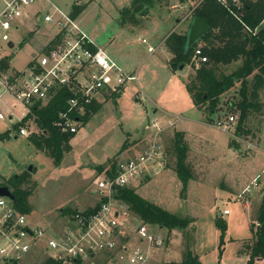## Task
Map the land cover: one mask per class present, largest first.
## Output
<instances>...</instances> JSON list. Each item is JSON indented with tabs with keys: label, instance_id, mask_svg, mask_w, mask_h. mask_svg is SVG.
I'll use <instances>...</instances> for the list:
<instances>
[{
	"label": "rangeland",
	"instance_id": "1",
	"mask_svg": "<svg viewBox=\"0 0 264 264\" xmlns=\"http://www.w3.org/2000/svg\"><path fill=\"white\" fill-rule=\"evenodd\" d=\"M74 1L82 6L75 17L78 25L102 51L120 59L114 60L108 55L118 66L135 73L137 82L126 83L123 91L80 123L70 142L71 150L59 166H54L37 150L29 137L13 129L24 108L13 97L5 95L2 109L5 119L0 120V135L7 136L0 141V184L28 172L30 181L22 185V188H32L27 222L44 228L51 237L62 236L69 218L62 216L61 210L71 208L83 212L103 197L94 192V180L105 175L98 173L96 167L106 168L113 159L131 158L146 150L156 142L154 121L158 126L174 123L177 131L188 134L186 161L192 169V179L183 186L174 170L163 169L174 166L170 152L166 151L173 129L160 128L156 139L165 151V166L157 168L158 171L148 169V175L133 180L129 187L136 189L145 200L187 219L188 225L185 230L167 231L143 224L125 205L115 201L111 203L119 214L117 241L128 237L121 244H126L129 252L142 246L135 232L139 225H146L164 240L161 247L149 249L147 264L181 263L188 253L197 257L199 264H246L248 248L257 239L261 226L255 217L264 195V94H261V112L254 113L244 126L248 133L235 138L236 120L228 128L216 127L217 122L227 120L222 114L224 109L207 115L193 105L184 85L193 77L192 67L186 65L180 71H171L169 67L172 55L164 40L173 32H185L193 15L187 8L173 10L170 5L185 7V1L50 2L69 14ZM17 24L19 30L11 36L14 48L0 43V59L10 57V73L27 69L30 62H36L45 51L47 37L56 33L55 27L43 22L41 13L36 18L22 17ZM198 44L202 46L200 41ZM149 47L154 50L149 51ZM235 91L222 96L223 106ZM177 116L182 119L178 121ZM27 122L31 131L39 133L31 120ZM123 144L126 146L121 150ZM224 210L230 215H225ZM216 219L226 224L222 245ZM117 251L116 248L107 255L93 254L81 261L82 264H116L112 261L118 257ZM49 255L42 245L36 246L19 262L46 264ZM0 264L6 263L0 260ZM257 264H264V260Z\"/></svg>",
	"mask_w": 264,
	"mask_h": 264
},
{
	"label": "built area",
	"instance_id": "2",
	"mask_svg": "<svg viewBox=\"0 0 264 264\" xmlns=\"http://www.w3.org/2000/svg\"><path fill=\"white\" fill-rule=\"evenodd\" d=\"M39 1L0 0V43L6 47L12 43V33L19 30L17 21L22 17L36 18L41 13L43 22L56 28V33L46 44L45 51L31 68L27 67L23 72H19L12 80L8 75H0V120L5 119L2 112L5 107V95L13 97L17 104L24 108L17 121L20 123L30 113V106L36 102H46L49 92L56 87H65L73 93V97L68 99L67 109L59 114L54 126L62 133L76 134L82 123L79 117L83 116L85 105L96 101L100 94L111 95L122 90L128 82H137V75L124 70L104 51L96 48L76 20L49 1L45 0L42 11L31 14V7ZM202 1L204 0H185V7L172 5L170 9L187 8L191 13ZM214 1L230 13H234L233 7L239 5V0ZM262 22L264 23V19ZM91 45L95 51L90 50ZM148 50L154 49L149 47ZM205 61L201 46L195 48L191 62L199 66ZM73 113L77 116L72 117ZM234 120L236 118L233 116L227 117L225 122H217L216 127L228 128ZM28 123L18 128L19 135L29 137L35 133L30 130ZM152 126L155 128L153 134L157 138L161 129L156 122ZM156 138V142L151 143L142 153L117 161L113 179L104 175L94 180V192L102 194L100 201L103 198H106V201L89 217H84L79 212L72 216L69 225L63 229L62 236L51 237L46 234L44 228L30 225L27 215L18 212L10 199L0 197V260L5 263L21 261L34 247L42 245L50 254L49 258L60 261L61 264L81 260L93 254L114 253L116 248L118 257L112 262L147 264L149 249L161 247L164 240L160 235L149 231L146 225H139L135 233L142 246H137L129 252L127 245L121 244L124 240L126 243L128 237L117 241L119 214L114 211L111 202L117 201L113 198L116 187H129L133 180L148 175V169L158 171L157 168H162L165 164V151ZM223 213L226 215L229 211L224 210ZM144 246L148 250H145Z\"/></svg>",
	"mask_w": 264,
	"mask_h": 264
},
{
	"label": "trees",
	"instance_id": "3",
	"mask_svg": "<svg viewBox=\"0 0 264 264\" xmlns=\"http://www.w3.org/2000/svg\"><path fill=\"white\" fill-rule=\"evenodd\" d=\"M81 7L73 5L69 16L75 19ZM233 8L234 13H230L214 0H204L193 11L192 18L202 21L210 28L209 32L199 39L202 43V55L206 57V61L200 63L199 66L191 62V56L195 48L199 47V41L187 47L188 29L181 34L171 33L164 40V45L172 55L168 61L171 71H178L186 65H190L193 69V77L185 82V89L193 105L207 115L221 112L224 109L222 114L235 117L234 134L237 138V136L248 133L244 130V126L254 113L261 112L263 106L261 94H264V23L262 22L264 0H239L238 7ZM89 48L95 51L92 45ZM9 61L8 56L0 59V75H8L12 80L18 72L10 73ZM34 64L35 62H30L28 68ZM229 68L231 71L228 72ZM232 91H235V94L223 106L222 96ZM72 97L73 93L68 88L56 87L49 92L46 102L34 103L29 108L30 113L22 119V122L13 126V129L18 130L20 126L31 120L39 133H33L29 138L37 150L49 158L54 166H59L64 155L71 150L70 142L75 136V134L62 133L54 126L59 114L67 109L68 99ZM99 107L100 105L95 101L85 105V111L83 116L79 117L80 120L85 122ZM75 116L77 114L73 113L72 117ZM6 136L1 134L0 141ZM232 143L235 144V141L233 140ZM125 146L126 144H123L121 150ZM187 150L183 133L174 132L166 151L170 152L174 160L172 169L183 186L192 179V169L186 161ZM116 163L117 161L113 159L108 167L100 165L96 167V171L113 179L116 175ZM28 178L29 173L26 172L12 177L6 184H0V186L9 188L14 195V208L26 215L31 211L28 198L32 194V188H22V185L29 183ZM113 198L125 205L143 224L155 225L167 231L185 230L188 225L187 219L180 218L145 200L134 188L116 187ZM105 201L106 198H103L93 208H88L83 212L66 208L61 210V214L69 219L78 212L84 217H89L95 214L101 203ZM261 202L255 217L260 225L264 223V195ZM217 227L221 233L219 238L221 239L220 245H222L226 224L218 221ZM248 252L249 259L246 264H254L257 258L264 256V238L260 237V233L248 248ZM186 257L181 263L170 264H199L198 258L190 253ZM74 263L82 264V261L76 259ZM6 264H20V262L10 261ZM46 264H61V262L49 258Z\"/></svg>",
	"mask_w": 264,
	"mask_h": 264
},
{
	"label": "crops",
	"instance_id": "4",
	"mask_svg": "<svg viewBox=\"0 0 264 264\" xmlns=\"http://www.w3.org/2000/svg\"><path fill=\"white\" fill-rule=\"evenodd\" d=\"M47 1H51V0H47ZM43 3H45V0L43 1V0H40L39 1V3L37 4V5H35V6H33V7H31V9H30V13L32 14V13H35V12H38V11H42L43 9ZM51 3V2H50ZM84 3H85V1H83V5H84ZM52 4V3H51ZM180 4V3H179ZM0 5H1V3H0ZM54 5V4H53ZM74 5H76L75 4V1H74ZM172 5H175V4H171L170 6H172ZM55 7H57L56 5H54ZM58 9H60L59 8V6L57 7ZM176 22H177V19H176ZM81 26V25H80ZM81 28H82V30L84 31L85 29L81 26ZM85 33H86V30L84 31ZM86 35H87V33H86ZM88 36V35H87ZM89 37V36H88ZM51 38H52V36L51 37H47V40L45 41V43H44V45H46V44H48V42L51 40ZM90 39V38H89ZM91 40V39H90ZM92 41V40H91ZM93 42V41H92ZM12 44V47H9V48H11V49H13L14 48V44H13V42L11 43ZM93 44H94V46L96 47V48H98V49H100L97 45H96V43L95 42H93ZM108 55H110L114 60H119L120 61V59L119 58H116V57H114V56H112L110 53L108 54ZM115 62V61H114ZM16 70V72H18V74H19V72H23L25 69H23V70H18V69H15ZM128 71H130L131 72V70L130 69H127ZM180 71V70H179ZM174 73V72H173ZM175 74V73H174ZM136 83V82H135ZM185 85V84H184ZM125 88V87H124ZM124 88L122 89V91L124 90ZM121 92V91H120ZM119 92V93H120ZM118 92L117 93H113V94H100L98 97H97V99H96V103L97 104H99L100 106L101 105H103L106 101H108L109 99H112L113 97H115L116 95H118L119 94ZM115 95V96H114ZM178 121L180 120V119H182V117L181 116H177V118H176ZM177 121V122H178ZM155 122V121H154ZM175 124L174 123H172V124H168V125H166V126H159V128H162V129H164V130H166L167 128H171V129H173L170 133H172V137H173V134H174V132H178V133H183V135H184V140H185V138L188 136V134L183 130H179V131H177L176 129H175V126H174ZM36 133V132H35ZM171 139V138H170ZM169 139V140H170ZM186 141V140H185ZM109 159V158H108ZM121 160V159H120ZM165 162H166V160H165ZM164 166H165V164H164ZM163 166V167H164ZM166 167H168V169H171V170H173L172 169V167H171V165L170 166H165L163 169H165ZM135 191H136V189H135ZM137 192V191H136ZM248 206V204H244L243 205V207H247ZM227 216L228 215H230V212L228 213V214H226ZM252 224H254V223H252ZM161 229V228H160ZM157 233H158V231H157ZM241 252L239 251V254H240ZM245 254H247V253H245ZM164 255H165V253H164ZM160 258V260H161V257H159ZM245 258H247V257H245ZM249 259V258H248ZM248 259H247V261H248ZM260 260H264V256L263 257H261V258H257V260L255 261V263L254 264H257V262H259ZM164 264H166V262H164Z\"/></svg>",
	"mask_w": 264,
	"mask_h": 264
},
{
	"label": "water",
	"instance_id": "5",
	"mask_svg": "<svg viewBox=\"0 0 264 264\" xmlns=\"http://www.w3.org/2000/svg\"><path fill=\"white\" fill-rule=\"evenodd\" d=\"M188 31H187V47H191L199 41L206 33L209 32L210 28L209 26H206L202 21L192 18L190 24L188 25ZM8 47H12V44L9 43ZM182 68H180L181 70ZM32 168H29L28 171H31ZM0 197H7L12 202L14 201V195L10 191L9 188L6 186L0 187ZM260 237L264 238V223L260 226Z\"/></svg>",
	"mask_w": 264,
	"mask_h": 264
}]
</instances>
